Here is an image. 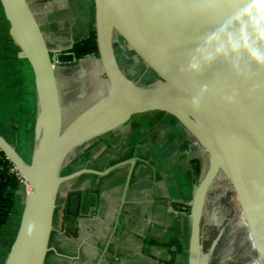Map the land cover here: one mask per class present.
<instances>
[{"label": "water", "instance_id": "1", "mask_svg": "<svg viewBox=\"0 0 264 264\" xmlns=\"http://www.w3.org/2000/svg\"><path fill=\"white\" fill-rule=\"evenodd\" d=\"M94 3L95 37L87 47L97 49L109 90L66 121L56 69L74 60L71 50L77 41L66 49L50 48L31 0H0L9 35L32 71L37 99L29 161L0 134V152L29 186L2 264H45L61 184L82 174L105 175L134 162L130 158L103 170L79 168L63 174L69 156L133 113L146 110L175 117L206 155L205 171L194 175L187 264H209L212 259L220 232L203 251L201 217L219 175L231 184L264 264V0ZM113 32L133 52L148 55L144 62L156 73L154 81L138 84L125 74L115 57ZM84 49L79 46L77 51ZM75 195L82 214L85 194ZM70 204L68 196L67 208Z\"/></svg>", "mask_w": 264, "mask_h": 264}, {"label": "crops", "instance_id": "2", "mask_svg": "<svg viewBox=\"0 0 264 264\" xmlns=\"http://www.w3.org/2000/svg\"><path fill=\"white\" fill-rule=\"evenodd\" d=\"M32 5L52 49H66L71 41L87 37L94 29V0H35ZM61 15L64 16L58 18ZM8 31L0 5V134L17 152L22 144L31 157L37 113L33 75ZM62 34L67 36L66 47L57 45ZM119 43L128 47L113 32L116 60L130 77L121 64L127 57ZM75 64H94L101 69L94 55L81 56ZM69 67L65 63L58 66V81L59 71ZM93 74V70H88L82 75L83 82L78 80L84 86L82 92L90 93L89 97L102 91L98 99L90 98L89 105L109 90L102 69L97 77ZM94 80L98 87L93 86ZM189 137L175 117L160 110H146L133 113L120 126L75 149L73 156H69V161L74 162L66 169L68 172L79 168L103 170L130 158L134 162L105 175L77 176L69 181L61 199L58 193L45 264H187L194 175L198 177L205 171L207 160L201 157L202 149L201 153L197 148V153L192 152ZM76 192L92 193L84 196L82 214L76 207ZM68 196L71 204L67 208ZM59 199L62 205L65 202V209L57 211ZM23 201L19 187L10 213L13 224L4 236L0 235V264L18 226ZM176 240L182 250L169 263L168 252Z\"/></svg>", "mask_w": 264, "mask_h": 264}, {"label": "rangeland", "instance_id": "3", "mask_svg": "<svg viewBox=\"0 0 264 264\" xmlns=\"http://www.w3.org/2000/svg\"><path fill=\"white\" fill-rule=\"evenodd\" d=\"M32 1L35 2V0ZM62 16L64 15H61L58 18ZM58 39L59 44L57 45L61 44L63 47H66L67 36L62 34ZM119 45H121L123 48V51L121 48V51L123 52L122 54H124L125 58L127 57V59H123L121 64L126 72L130 74V77L138 84H146L154 81L157 77L156 73L149 65L146 64V62H144V59H147L148 55L142 51H139V54L132 51L131 53L125 44L119 43ZM75 62V60H72L65 63V65H69L70 67L61 69L59 71V83L65 106L66 121L80 112L82 108L84 109L86 106H88L92 96L93 100H96V98L98 99L100 96H102V91H100L97 92L96 95L92 93L93 95L89 97L90 93H83L82 88L84 86H81V82H83V74L85 75L88 70H93V76L95 75V77H97L101 74V69L94 64L88 66H79V64L75 65ZM78 80L81 82H78ZM96 83L97 82L94 80V87H98ZM99 89L100 88H98V91ZM177 125L179 124L177 123ZM22 148V144L18 145L19 154L25 160L29 161L30 151ZM200 148L198 147L197 149L200 150ZM73 154L74 152H72L70 157H72ZM201 157L206 160L205 153L202 152ZM73 162L69 161L67 164H65L62 172H65L66 169H70V167L73 166ZM204 162L205 170L207 165L206 161ZM68 185H70L69 181L61 184L59 190L60 199L61 196L66 194ZM230 185L231 184L228 182L226 176L219 175L215 179L211 187L212 191H209L207 202L204 205V210L201 217V237L203 234L205 237L208 236L209 240L211 241L216 237V235H218L217 233L220 232V236L214 246L212 259L209 264H261L257 256V249L252 238L248 220L245 216L244 210L236 198L235 192ZM222 195L224 196V199H222ZM214 197L215 199H213ZM60 199L58 200L59 203L57 206V211H59V209L62 210V207L65 209V202L62 205ZM11 224H13V219H10L9 216L7 222L0 231V235L2 234V236H4V234L7 233L9 228L8 226H11ZM202 250L205 251L206 249L204 248Z\"/></svg>", "mask_w": 264, "mask_h": 264}, {"label": "trees", "instance_id": "4", "mask_svg": "<svg viewBox=\"0 0 264 264\" xmlns=\"http://www.w3.org/2000/svg\"><path fill=\"white\" fill-rule=\"evenodd\" d=\"M94 31H91L87 37L78 40L74 43L72 51L76 54V57H81L82 55H94L98 56V51L96 48L89 49L87 47L88 43L94 40ZM79 46H84V51L78 52L77 48ZM1 157L4 155L0 152ZM2 169L0 172V231L2 227L7 222L12 207L14 206L15 193L19 189V183L13 175L6 173V161L0 162ZM171 246L174 248L168 252V262L171 263L176 254L180 253L182 248L178 241H173Z\"/></svg>", "mask_w": 264, "mask_h": 264}, {"label": "built area", "instance_id": "5", "mask_svg": "<svg viewBox=\"0 0 264 264\" xmlns=\"http://www.w3.org/2000/svg\"><path fill=\"white\" fill-rule=\"evenodd\" d=\"M189 139H190V144H191V148H192L191 150H192V152H195L194 150H196L195 153H197L198 150L196 148H198V147L200 148V146L198 145V143L196 142V140L194 138H192L191 136L189 137ZM201 151L202 150L200 148V152ZM2 161L3 162L6 161V163H7L6 173L7 174H10V175H13L15 177V179L19 183V187L23 191V195L26 196L27 193L29 192V186H28L27 182L25 181V179L20 175V173L17 171L16 167L5 156L1 157V155H0V162H2ZM1 167H2V165H0V172H1V169H2Z\"/></svg>", "mask_w": 264, "mask_h": 264}, {"label": "flooded vegetation", "instance_id": "6", "mask_svg": "<svg viewBox=\"0 0 264 264\" xmlns=\"http://www.w3.org/2000/svg\"><path fill=\"white\" fill-rule=\"evenodd\" d=\"M71 52L73 53V55H74V60L77 62V60L79 59V57H76V53L74 52V51H72L71 50ZM82 56H84V55H82ZM75 62V63H76ZM74 63V64H75ZM76 65V64H75ZM68 171L66 170L65 172H62L63 174H65V173H67ZM209 191H212V188L209 190ZM82 193V192H81ZM88 194V193H87ZM86 195V194H85ZM208 195H209V192H208ZM208 195H207V198H208ZM221 196V195H220ZM219 197V196H218ZM224 196L222 195V199H224L223 198ZM213 199H215V197L213 198ZM206 202H207V199H206ZM206 202H205V204H206ZM211 203H212V201H211ZM212 205V204H211ZM218 234V233H217ZM217 236V235H216ZM213 240H214V238H213ZM213 240H209V237L207 236V237H205L203 234H202V237H201V241H202V247H203V249L205 248L206 250L208 249V247L211 245V243H212V241ZM205 243H206V245H207V247H206V245H205Z\"/></svg>", "mask_w": 264, "mask_h": 264}]
</instances>
